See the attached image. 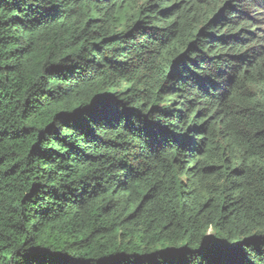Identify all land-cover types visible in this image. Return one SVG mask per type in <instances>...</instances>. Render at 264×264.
Masks as SVG:
<instances>
[{"label": "trees", "instance_id": "1", "mask_svg": "<svg viewBox=\"0 0 264 264\" xmlns=\"http://www.w3.org/2000/svg\"><path fill=\"white\" fill-rule=\"evenodd\" d=\"M0 264H264V0H0Z\"/></svg>", "mask_w": 264, "mask_h": 264}]
</instances>
